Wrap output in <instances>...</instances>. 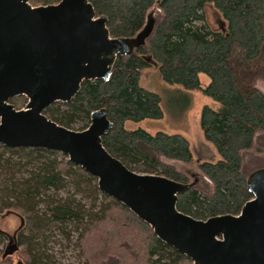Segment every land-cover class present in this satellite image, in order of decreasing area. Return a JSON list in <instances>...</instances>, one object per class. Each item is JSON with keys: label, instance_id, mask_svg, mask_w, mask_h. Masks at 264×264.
Listing matches in <instances>:
<instances>
[{"label": "trees", "instance_id": "16d2710c", "mask_svg": "<svg viewBox=\"0 0 264 264\" xmlns=\"http://www.w3.org/2000/svg\"><path fill=\"white\" fill-rule=\"evenodd\" d=\"M32 6L60 0H28ZM107 18L110 37H134L156 4L160 17L146 42L128 55H118L108 80H85L68 102H55L43 113L69 129L83 130L90 114L106 111L112 128L102 137L105 149L132 171L161 175L188 188L178 195L177 209L195 219L238 215L252 199L242 170V153L264 152L254 136L264 132V93L252 82L264 78V0H88ZM212 5L224 21L212 29L204 10ZM155 64L162 82L198 90L220 104L200 111V128L220 159L201 161L198 170L211 186L200 191L168 160L192 161L189 140L180 133L129 129L127 121L161 119V96L142 86V71ZM209 78L202 86L200 75ZM253 80V81H252ZM25 96L10 99L14 108ZM58 152L0 143V214L15 213L19 249L0 264H62L47 248L52 229L67 241L77 234L78 264H192L161 241L152 227L125 205L99 190L97 180ZM167 160V161H166ZM261 168V167H259ZM258 169V168H257ZM7 234L0 230V242Z\"/></svg>", "mask_w": 264, "mask_h": 264}, {"label": "water", "instance_id": "95a60500", "mask_svg": "<svg viewBox=\"0 0 264 264\" xmlns=\"http://www.w3.org/2000/svg\"><path fill=\"white\" fill-rule=\"evenodd\" d=\"M144 43L110 37L106 16H98L88 0L39 6L0 0V143L66 155L192 264H264V167L247 176L253 197L238 215L195 219L176 207L188 184L132 171L105 149L102 137L113 125L104 109L93 111L83 130L43 113L55 102L70 101L83 81L108 80L115 58ZM19 95L28 98L21 110L9 102ZM18 249L11 239L2 256Z\"/></svg>", "mask_w": 264, "mask_h": 264}, {"label": "rangeland", "instance_id": "374dc122", "mask_svg": "<svg viewBox=\"0 0 264 264\" xmlns=\"http://www.w3.org/2000/svg\"><path fill=\"white\" fill-rule=\"evenodd\" d=\"M206 17L205 23H207L212 29H220L224 25V21L216 11V9L207 4L204 10ZM160 17V12L156 4H154L148 11L146 24L144 27L134 36L133 39L140 38L141 41L146 42L154 22ZM151 66H156L155 64ZM147 69V68H146ZM144 69V70H146ZM150 74L158 71L152 67L146 70ZM155 75V77H156ZM254 80V81H253ZM253 84L264 93V78L254 76ZM141 84L149 90L157 92L161 96V107L163 111V117L161 119H145L138 122L127 121L126 126L129 129L143 128L151 134H155L158 131L166 133H180L184 135L190 143V149L192 152V161L190 163H183L177 160H166L174 164V166L183 171L189 177L190 182L194 183L200 191H210L211 186L205 178L202 177L198 170V163L201 161H217L220 159L215 147L208 142L200 128V111L203 105L208 104L213 108L219 110L220 104L212 100L210 97L204 95L201 91L186 90L179 85H169L162 82L157 78H149V75H144L141 79ZM201 85L204 87L208 84L209 78L205 74L200 75ZM24 96V95H19ZM26 97V96H25ZM28 102V98L24 104H22L18 110L25 107ZM16 109V108H15ZM73 130H78V123L74 125ZM254 142L256 147L264 148V132L257 133L254 136ZM59 155H64L58 152ZM242 170L248 175L252 171L259 167H264V152H257L255 150H247L242 153ZM62 157H65L62 156ZM20 218L15 213L0 214V230L7 234L4 241L0 242V248L5 249L9 243L8 237H12L15 232L21 226ZM77 234L71 231V239L67 241L62 236H59V232L56 229H52L47 235V248L49 254L62 264H78L82 259L79 255V251L75 246ZM15 264L18 262L17 256H14ZM116 260H108L102 264H116Z\"/></svg>", "mask_w": 264, "mask_h": 264}, {"label": "crops", "instance_id": "0c3cea01", "mask_svg": "<svg viewBox=\"0 0 264 264\" xmlns=\"http://www.w3.org/2000/svg\"><path fill=\"white\" fill-rule=\"evenodd\" d=\"M152 67H154V68L157 69L156 66H151V67H149V68H152ZM149 68H147L146 70H148ZM146 70H143V71H142L141 79H142V77H143L144 75H149V78H150V79H151V78L156 79V80H157V78L160 79L159 75H156V73H154V74H150V73H149L150 71L147 72ZM155 75H156V77H155ZM141 79H140V81H141ZM160 80H161V79H160ZM142 86H143V85H142Z\"/></svg>", "mask_w": 264, "mask_h": 264}, {"label": "flooded vegetation", "instance_id": "af4514ba", "mask_svg": "<svg viewBox=\"0 0 264 264\" xmlns=\"http://www.w3.org/2000/svg\"><path fill=\"white\" fill-rule=\"evenodd\" d=\"M8 239H9V241L12 239L13 242H16V234H14L12 237H8Z\"/></svg>", "mask_w": 264, "mask_h": 264}]
</instances>
